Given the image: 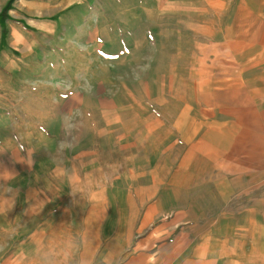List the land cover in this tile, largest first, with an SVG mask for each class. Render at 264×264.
Segmentation results:
<instances>
[{
    "label": "rangeland",
    "instance_id": "obj_1",
    "mask_svg": "<svg viewBox=\"0 0 264 264\" xmlns=\"http://www.w3.org/2000/svg\"><path fill=\"white\" fill-rule=\"evenodd\" d=\"M26 1L0 0V264L68 230L118 264H264V0Z\"/></svg>",
    "mask_w": 264,
    "mask_h": 264
},
{
    "label": "clouds",
    "instance_id": "obj_2",
    "mask_svg": "<svg viewBox=\"0 0 264 264\" xmlns=\"http://www.w3.org/2000/svg\"><path fill=\"white\" fill-rule=\"evenodd\" d=\"M67 177V173H64ZM85 183L81 181L80 185L69 181V194L73 197L79 196L81 199L88 198V191L82 188ZM9 203L0 202V217H4L7 221L8 214L14 209L16 204V196L11 194L5 195ZM77 202V201H76ZM32 214L31 208H25L23 216ZM23 227L22 221L14 223H6L0 226V255H3L8 243L15 240ZM27 246L23 244L17 248L13 261L18 264H118L114 253L106 254L104 258L97 259L92 254L94 242L89 236L82 231H65L63 236H48L36 233L29 241Z\"/></svg>",
    "mask_w": 264,
    "mask_h": 264
},
{
    "label": "crops",
    "instance_id": "obj_3",
    "mask_svg": "<svg viewBox=\"0 0 264 264\" xmlns=\"http://www.w3.org/2000/svg\"><path fill=\"white\" fill-rule=\"evenodd\" d=\"M26 1V0H24ZM87 2V0H75L73 1L74 3H77V2ZM26 2L28 3H31V4H37V3H41V4H48V5H53V4H56V3H70L71 1L70 0H27ZM121 244H122V247L124 248L125 247V244H126V241L122 240L121 241ZM105 257V254L103 255V258Z\"/></svg>",
    "mask_w": 264,
    "mask_h": 264
}]
</instances>
